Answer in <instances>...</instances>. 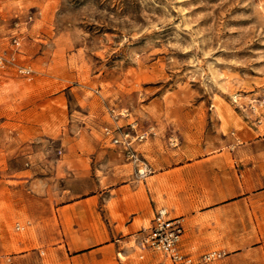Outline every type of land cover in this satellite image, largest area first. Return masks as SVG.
I'll return each instance as SVG.
<instances>
[{
  "label": "rangeland",
  "instance_id": "obj_1",
  "mask_svg": "<svg viewBox=\"0 0 264 264\" xmlns=\"http://www.w3.org/2000/svg\"><path fill=\"white\" fill-rule=\"evenodd\" d=\"M239 194H264V0H0V264Z\"/></svg>",
  "mask_w": 264,
  "mask_h": 264
},
{
  "label": "crops",
  "instance_id": "obj_2",
  "mask_svg": "<svg viewBox=\"0 0 264 264\" xmlns=\"http://www.w3.org/2000/svg\"><path fill=\"white\" fill-rule=\"evenodd\" d=\"M5 195L3 197H6ZM16 197H21L26 202L25 212L28 216L34 217V195L16 194ZM77 203L79 201L73 204L77 205ZM19 207H16L17 210ZM122 211L125 215L133 216L127 229L134 231L136 215L147 212V203L132 197L124 203ZM181 220L184 233L180 248L190 259L191 255L185 250L196 247L206 251L204 253L218 249L217 252H221L225 258L222 264H264V194H239L202 212L185 214ZM97 228L98 225L85 226V231L91 229L90 231L93 232ZM37 232L48 234L51 232V225L40 223ZM47 241L46 236H43L41 242ZM135 245H131L129 238L100 245L82 246L73 249L74 251L67 244L61 262L63 264H152V257H148L149 255L136 262L137 244ZM11 264H34V262L25 254L12 260Z\"/></svg>",
  "mask_w": 264,
  "mask_h": 264
},
{
  "label": "built area",
  "instance_id": "obj_3",
  "mask_svg": "<svg viewBox=\"0 0 264 264\" xmlns=\"http://www.w3.org/2000/svg\"><path fill=\"white\" fill-rule=\"evenodd\" d=\"M183 233L184 227L181 218L171 217L165 208H159L154 211L149 226L138 233L137 248L143 254H161L171 264H193L192 260L184 255L180 248ZM223 256L221 252H207L201 255L200 263H213L222 259ZM6 262L10 264L9 259Z\"/></svg>",
  "mask_w": 264,
  "mask_h": 264
},
{
  "label": "bare ground",
  "instance_id": "obj_4",
  "mask_svg": "<svg viewBox=\"0 0 264 264\" xmlns=\"http://www.w3.org/2000/svg\"><path fill=\"white\" fill-rule=\"evenodd\" d=\"M143 172H144L143 170H140V172H139V173H140V174H142Z\"/></svg>",
  "mask_w": 264,
  "mask_h": 264
}]
</instances>
